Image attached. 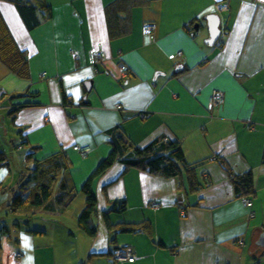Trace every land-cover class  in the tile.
I'll return each instance as SVG.
<instances>
[{
	"label": "crops",
	"instance_id": "1",
	"mask_svg": "<svg viewBox=\"0 0 264 264\" xmlns=\"http://www.w3.org/2000/svg\"><path fill=\"white\" fill-rule=\"evenodd\" d=\"M110 1L49 0L51 17L32 31L11 5H0L30 67L20 78L0 62V264H264V248L255 243L264 231V3L152 0L132 9L129 34L109 40L102 8ZM209 12L221 18L213 45L203 42L202 16ZM212 89L222 92L218 106L208 104ZM27 90L37 93L13 101L35 104L11 112V96ZM9 117L15 136L20 130L27 146H38L35 158L64 149L77 199L109 153L108 130L115 127L138 144L159 134L177 138L199 187L190 189L184 175L114 163L94 184V236L77 226L84 198L73 204V221L69 210H13L23 147L9 139ZM249 171L253 192L235 196L231 176ZM122 199L125 210L111 207ZM103 211L111 224L148 221L151 234L110 230ZM113 246L134 260L115 261L108 254Z\"/></svg>",
	"mask_w": 264,
	"mask_h": 264
},
{
	"label": "trees",
	"instance_id": "2",
	"mask_svg": "<svg viewBox=\"0 0 264 264\" xmlns=\"http://www.w3.org/2000/svg\"><path fill=\"white\" fill-rule=\"evenodd\" d=\"M151 1L112 0L104 4L102 12L109 40L129 34L131 31L132 9L147 5ZM2 3H7L14 7L27 31H32L52 15V4L48 0H0V5ZM185 28L189 29L188 25ZM28 60V53L16 41L0 8V62L16 76L26 78L29 75ZM36 93L37 91L27 90L23 94L12 95L10 98L12 101L11 112L20 107L34 105L35 102L30 100L20 102L13 100L24 95L33 97ZM134 114L136 116L141 115L138 112ZM116 128L108 130L110 133V139L108 140L110 145L109 153L96 165L80 186L84 195V205L77 214V226L81 232L89 236H94L97 232V226L92 220V216L97 211V199L94 190L95 181L114 163L122 164L124 170L128 167H133L162 177L184 175L190 189H194L198 185V181L195 178V166L188 163L185 159L177 138L159 134L147 142L138 144L131 142L124 134L119 133ZM19 133V140L14 143L16 149L23 147L21 169L18 173L19 180L17 182V188L19 189L10 200V208L13 210L21 209L22 212H30V210L44 207L51 211L64 212L76 191L70 178V162L64 149L61 148L59 151L41 159L35 158L34 154L37 152L38 146H27L24 133L22 134L20 130ZM24 146H26L25 149ZM3 159V153L0 152V161ZM231 181L234 195L237 197L251 194L254 190L251 171L244 174H233ZM124 203L122 199L121 201H116L111 207L115 206L116 210L120 212L125 210ZM108 213V211H103L102 215L107 228L110 230L118 229L125 232L138 231L145 232L148 235L151 234L152 225L148 221L111 224ZM111 240H115L114 237H111ZM159 243H161L160 240ZM113 247L108 251V254L115 260V251L124 247Z\"/></svg>",
	"mask_w": 264,
	"mask_h": 264
},
{
	"label": "built area",
	"instance_id": "3",
	"mask_svg": "<svg viewBox=\"0 0 264 264\" xmlns=\"http://www.w3.org/2000/svg\"><path fill=\"white\" fill-rule=\"evenodd\" d=\"M259 3H264V0H255ZM219 9L221 10H226L228 7H227V3H218L216 5ZM152 29V25L151 24H146L144 27H143V32L145 34H148L150 32V30ZM181 52H177V55H180ZM103 56V53H98L97 54V57H102ZM119 67V70L121 72L122 75H124L126 73V66L125 64L123 63H120L118 65ZM223 99V95H222V92L219 91V90H216V89H212L210 91V94H209V98H208V104L210 106H217ZM74 149L76 150H79L81 151L82 153H87L89 148L87 146H83V147H79L78 145H74L73 146ZM245 204L247 205H250L251 204V200L249 198H246L245 199ZM16 256H20L21 255V252H17L15 254ZM115 259L117 260H129V261H132L134 259V255H130L129 252L127 250H124V249H117L115 251Z\"/></svg>",
	"mask_w": 264,
	"mask_h": 264
},
{
	"label": "water",
	"instance_id": "4",
	"mask_svg": "<svg viewBox=\"0 0 264 264\" xmlns=\"http://www.w3.org/2000/svg\"><path fill=\"white\" fill-rule=\"evenodd\" d=\"M205 21V27L207 30V36L204 38L203 42L207 45H213L216 43L217 39L221 33L220 27V15L217 12H209L202 16ZM198 24V23H197ZM195 26V31H198V25ZM86 90L90 88V81L83 82ZM255 243L264 248V231L260 232Z\"/></svg>",
	"mask_w": 264,
	"mask_h": 264
},
{
	"label": "rangeland",
	"instance_id": "5",
	"mask_svg": "<svg viewBox=\"0 0 264 264\" xmlns=\"http://www.w3.org/2000/svg\"><path fill=\"white\" fill-rule=\"evenodd\" d=\"M49 1V0H48ZM10 5V4H9ZM12 6V5H11ZM8 8V13H9V7H7ZM12 8H14L13 6H12ZM17 16V15H16ZM12 23H13V21H12ZM14 25V24H13ZM28 62H29V60H28ZM29 69H30V67H29ZM12 125H13V123H12V121H11V118L9 117V139H11V136L12 137H14V138H16V139H18V135L19 134H16V136H15V133H16V131H17V129L15 130V131H12L11 130V128H12ZM19 129V128H18ZM14 133V134H13ZM10 147H11V144H9V149H10ZM8 149V148H7ZM13 155L14 156H16L17 157V153H16V151H14L13 152ZM11 161H12V165L15 167V161L11 158ZM18 165H20V163L18 162ZM12 167V166H11ZM70 178H71V180H72V177L70 176ZM72 182H73V180H72ZM73 192H74V190H73ZM81 194V196L83 195V193L81 192L80 193ZM83 198H84V195H83V197L82 198H79V199H77V191H75V193H74V196L72 197V200L70 201V203H69V205H68V207L66 208V210H69V211H66V214H68L69 216H67V219L69 220H71L72 219V221L74 220V212H73V204H75L76 206H77V203H78V201L80 202V205H82V203H83Z\"/></svg>",
	"mask_w": 264,
	"mask_h": 264
},
{
	"label": "clouds",
	"instance_id": "6",
	"mask_svg": "<svg viewBox=\"0 0 264 264\" xmlns=\"http://www.w3.org/2000/svg\"><path fill=\"white\" fill-rule=\"evenodd\" d=\"M134 258H135V256H134ZM125 260H127V259H125ZM133 260H134V259H133ZM133 260H132V261H133ZM128 261H129V260H128Z\"/></svg>",
	"mask_w": 264,
	"mask_h": 264
}]
</instances>
